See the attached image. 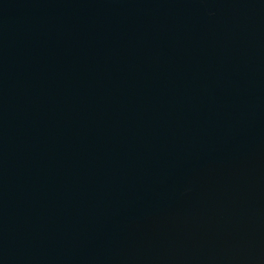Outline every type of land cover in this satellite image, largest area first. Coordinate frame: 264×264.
Here are the masks:
<instances>
[{"label": "water", "instance_id": "95a60500", "mask_svg": "<svg viewBox=\"0 0 264 264\" xmlns=\"http://www.w3.org/2000/svg\"><path fill=\"white\" fill-rule=\"evenodd\" d=\"M0 264H264V0H0Z\"/></svg>", "mask_w": 264, "mask_h": 264}]
</instances>
